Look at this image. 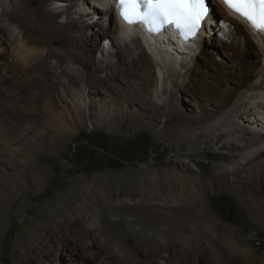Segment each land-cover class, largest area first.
I'll use <instances>...</instances> for the list:
<instances>
[{
  "label": "bare ground",
  "instance_id": "6f19581e",
  "mask_svg": "<svg viewBox=\"0 0 264 264\" xmlns=\"http://www.w3.org/2000/svg\"><path fill=\"white\" fill-rule=\"evenodd\" d=\"M29 1L12 0V42L6 40L9 51L0 53V114H12L20 121L0 124V162L7 153L14 171L11 177L4 176L8 194L16 172L24 174L25 183L40 185L44 176L27 154L45 145L53 149L57 134L72 135L91 118L103 117L96 101L102 94L110 98L102 100L105 106L127 102L149 115H166L163 125L175 129L163 126L156 132L166 137L217 139L239 133L241 139L246 134L260 138L264 32L250 27L222 0L208 3L206 21L185 44L170 32L143 33L135 24H121L113 0H38L34 7ZM18 15L32 23L30 28H18L14 19ZM53 40L60 46L53 47ZM19 82L27 86L26 104L19 100ZM66 87L75 92L69 94ZM182 92L198 100L194 108L182 105ZM40 97L48 100L32 107ZM147 125L155 127L152 120ZM263 153L264 147L242 166L212 173L211 184L226 179L238 189L243 203L264 210V188H259L264 187V161L247 166ZM184 163L163 172L147 167L138 174L108 173L91 183L78 177L80 185L72 193L75 201L54 209L62 223L56 228L66 233L69 250L87 264H264V258L254 259L248 240L208 212L203 195L208 183L192 175ZM128 183L138 185L127 191ZM105 210L140 233L141 247L104 224ZM140 248L145 253L140 254ZM38 253L37 264H74L58 250L51 257Z\"/></svg>",
  "mask_w": 264,
  "mask_h": 264
},
{
  "label": "rangeland",
  "instance_id": "374dc122",
  "mask_svg": "<svg viewBox=\"0 0 264 264\" xmlns=\"http://www.w3.org/2000/svg\"><path fill=\"white\" fill-rule=\"evenodd\" d=\"M209 2L214 4L213 0H209ZM37 3L38 0L29 1L33 7ZM0 10V23L2 24L0 47L3 48L0 53H3L9 51L6 40L12 42V0H0ZM24 18V15L14 17L19 25L18 28H30L29 23L31 22ZM51 44L53 47L60 46V42L57 40H53ZM206 46L209 44L206 43ZM26 88L25 83H17L16 90L20 93L19 100L23 101H19L22 102L21 104L28 103ZM73 90L75 92V89L66 87V92L69 94ZM52 97L54 100L58 99L57 95ZM99 97H96L99 106L97 110L102 112L103 117L97 115L95 118H91L87 125L72 135L57 134L55 139L58 143L53 149L46 148L45 145V147L37 149L35 153L27 154L28 158L33 159L32 161L39 165V174L44 176L42 181L40 180V185L25 183L24 174L16 172L13 191L8 194L6 191L8 183H5L4 176L11 177L14 171L11 169L12 161H9L11 158L8 157V154L1 155L0 194L3 201L0 203L2 220L0 264H37L41 258V253L38 251H42L44 257L45 255L51 257L55 250H58L61 255L63 253L62 256L69 257V260H72L74 264H87L84 260L81 262L80 257L69 250L66 233L58 231V226L62 225L61 219L54 211L59 204L66 203L68 200L75 201V195L72 193L80 185L78 177H83L91 183L94 178L108 173H122L131 170L138 174L147 167H153L163 172L170 168H181V162H185V166L192 175L200 176L208 183V188L203 194L208 212L223 227L232 229L238 235L243 236L239 235V237L248 240L250 247L254 250V259L256 257L264 258V210L243 203L242 195L238 189L235 190L236 188L229 186L226 179L225 181L216 180L212 185L209 178L212 173L222 170L223 167L232 169L242 166L246 158L253 156L257 150L264 147V131L259 130L260 126L258 130L262 132L259 139L252 138L251 134H246L241 139L239 133H233L232 137L222 135L217 139H213L211 136L201 137L196 139L197 141L174 136H172L173 138L166 137L163 133H156L157 129L164 126L162 121L166 115L158 116V118L154 113L149 115V112L131 103L127 105V102L112 108V104L105 106L101 103L102 100L110 99L107 95L102 94ZM76 98L81 100L77 96ZM42 99L48 100L47 97H40V101L31 104V106L39 108L40 103L45 102ZM86 99L89 98L86 96ZM179 100L182 101V105L187 104L193 108L198 101L183 92L179 94ZM127 107L129 110L126 109ZM183 107L181 106V110ZM93 112L95 113V111ZM115 113H122L123 117H114ZM143 115H146L144 120L139 121ZM37 117L41 119L39 116ZM16 119L12 114H8L6 117L0 114V124L12 126V124L20 122ZM151 120L155 127L147 125V122ZM171 122L173 120H170ZM165 128L175 129L172 124H168ZM186 131L183 130V133ZM190 131H197V129ZM170 140H172V144ZM255 140H259V142L257 143ZM173 142L175 143L173 144ZM263 161L264 153L248 163L247 166H254ZM135 184L138 185L137 183L125 184L127 191L133 189ZM259 188L263 189L264 187L259 184ZM102 215L106 220L105 225L111 227L119 236L121 235L120 237L128 238V243L135 242L138 247H141L142 238L138 231L134 232V229L122 218L111 217L108 210H105ZM42 234H47V237ZM34 240H37V243ZM140 251V254L145 253L141 248Z\"/></svg>",
  "mask_w": 264,
  "mask_h": 264
},
{
  "label": "snow or ice",
  "instance_id": "6c2138e0",
  "mask_svg": "<svg viewBox=\"0 0 264 264\" xmlns=\"http://www.w3.org/2000/svg\"><path fill=\"white\" fill-rule=\"evenodd\" d=\"M222 2L246 18L254 28L264 31V0ZM117 3L126 22L142 21L152 32L172 24L185 38L195 36L209 15V0H117Z\"/></svg>",
  "mask_w": 264,
  "mask_h": 264
}]
</instances>
